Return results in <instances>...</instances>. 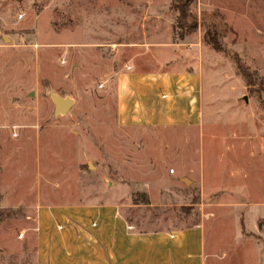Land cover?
Wrapping results in <instances>:
<instances>
[{
	"label": "rangeland",
	"instance_id": "rangeland-1",
	"mask_svg": "<svg viewBox=\"0 0 264 264\" xmlns=\"http://www.w3.org/2000/svg\"><path fill=\"white\" fill-rule=\"evenodd\" d=\"M145 1L0 0V264H37L39 205L112 201L138 231L205 224L206 264H264V85L237 64L264 78V0L193 4L202 123L178 131L117 121L119 50L145 27L188 49L176 0Z\"/></svg>",
	"mask_w": 264,
	"mask_h": 264
},
{
	"label": "crops",
	"instance_id": "crops-1",
	"mask_svg": "<svg viewBox=\"0 0 264 264\" xmlns=\"http://www.w3.org/2000/svg\"><path fill=\"white\" fill-rule=\"evenodd\" d=\"M143 34L142 43H128L119 50L117 64L107 75L114 83L119 126L163 131L200 129L201 41L191 38L195 33L186 36L182 41L188 49L181 50L182 44H174L168 31L145 27ZM132 49L140 52L134 54ZM135 61L140 66H133ZM166 177L185 181L182 177L174 179L175 170L172 176L165 172ZM124 208L113 201L39 205L37 264H206L205 224L138 231Z\"/></svg>",
	"mask_w": 264,
	"mask_h": 264
},
{
	"label": "trees",
	"instance_id": "trees-1",
	"mask_svg": "<svg viewBox=\"0 0 264 264\" xmlns=\"http://www.w3.org/2000/svg\"><path fill=\"white\" fill-rule=\"evenodd\" d=\"M195 1L196 0H176V3L173 2L170 6L171 9L178 11V13L180 14L177 18V23L181 31V39H184L186 36L196 33L199 30V24L197 23L196 18H194L193 9H191ZM207 38L210 39L209 44L212 45V47L216 51H223V46L218 40L217 34H212V36L209 37V34L206 33L204 39ZM237 64L248 89H252V86L256 85L253 80L254 78H259L261 85H264V78L262 76H259V73L255 72L254 74H250L248 70L243 67L241 61L239 60H237Z\"/></svg>",
	"mask_w": 264,
	"mask_h": 264
},
{
	"label": "water",
	"instance_id": "water-1",
	"mask_svg": "<svg viewBox=\"0 0 264 264\" xmlns=\"http://www.w3.org/2000/svg\"><path fill=\"white\" fill-rule=\"evenodd\" d=\"M52 99L55 104V108H56L55 113L57 116L66 115L67 113H69L75 103L73 99L62 98L57 94H52ZM89 166L91 167L92 165Z\"/></svg>",
	"mask_w": 264,
	"mask_h": 264
},
{
	"label": "built area",
	"instance_id": "built-area-1",
	"mask_svg": "<svg viewBox=\"0 0 264 264\" xmlns=\"http://www.w3.org/2000/svg\"><path fill=\"white\" fill-rule=\"evenodd\" d=\"M171 173H174V170H171Z\"/></svg>",
	"mask_w": 264,
	"mask_h": 264
}]
</instances>
